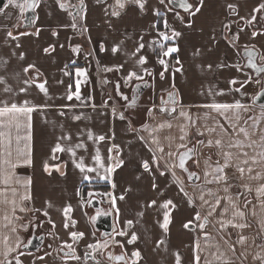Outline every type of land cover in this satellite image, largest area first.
Returning a JSON list of instances; mask_svg holds the SVG:
<instances>
[{"label": "crops", "instance_id": "0c3cea01", "mask_svg": "<svg viewBox=\"0 0 264 264\" xmlns=\"http://www.w3.org/2000/svg\"><path fill=\"white\" fill-rule=\"evenodd\" d=\"M73 1L75 4L71 0H37L36 18L28 29L23 27L27 0H13L11 4L6 0L0 10V78L4 81L0 83V107L13 103L21 106L27 101L28 106L35 108L30 120L25 114L0 117V131L9 132L12 138L11 156L5 157L4 138L0 137V161L5 158L10 161L9 165L0 163V264H113L82 260L83 249L88 250L87 245L96 241L88 207V197L95 188H87L85 198L83 185L96 182L108 183L110 198H116L115 205L112 204L115 224L126 235L116 233L112 245H123L129 264L135 259L132 253L136 251L141 254L138 264H177V253L179 264H195L197 240L201 245L200 264H205L206 258L211 264H223L213 255L218 254L216 247L206 246L199 228L185 227L189 221L196 223L193 218L197 212L203 216L209 210L199 200L201 188L220 197L232 196L245 211L243 222L250 225L244 229L228 227L218 234L216 221L231 219L233 211L229 207L228 213L221 216V209L226 205V200H221L220 207L209 217L212 224L204 232L211 234L214 244L225 253L224 258L231 264H261L255 257L264 256L261 247L264 210L260 208L256 188L264 184V179L250 180L247 175L241 179L235 167H229L225 169L227 192L223 181L207 183L212 179L205 176L209 171L204 163L207 156H212L213 163L217 159L223 163V160L217 156L215 147H204L198 141L217 138L215 133L210 136L204 130L205 123L211 127L215 126L214 122L227 126L215 110L202 105L239 101L249 106V111L242 114L244 119L260 115L261 106L254 103V97L262 88L263 78L246 68L242 53L253 48L259 53L258 62L264 64L261 59L264 57V9L254 11L264 0H202V3L190 0L193 9L187 13L172 8L169 0L164 4L159 0H144L143 10L135 0H122L123 8L117 0H82L83 7L81 0ZM20 5L25 7L22 9ZM113 11L119 15H113ZM253 16L255 21L248 23ZM173 31L180 35L168 41L159 35L165 32L171 36ZM254 32L260 34L253 37ZM169 47H176L178 51L163 56L162 52ZM141 57L146 58V63H138ZM161 59L166 61L167 70L159 63ZM133 72L139 78L128 80ZM233 80L237 83H230ZM240 82L244 83L243 87ZM41 83L47 95L37 87ZM140 83H147L149 87L137 103L131 104L132 101L124 98L132 96L134 87ZM236 88L241 91L237 92ZM171 91H176L178 104L167 105L165 108L169 111H161L160 99ZM77 92L80 99H76ZM69 95L72 99H68ZM172 108L175 112H171ZM181 112L195 123L181 116ZM248 122L251 124V120ZM166 123L172 127L152 131ZM186 125L187 139L181 141V129ZM260 127L264 128V121ZM198 129L205 134L198 135ZM101 136L103 140L99 139ZM154 137L163 147V153L152 143ZM240 138L243 139L242 134ZM193 141L199 151V156L193 159H199L200 163L197 166L192 159L188 166L198 175L195 183L178 166L165 167L174 162L178 165V156L185 150L178 145L187 143L190 147ZM58 143L65 150L55 152L53 159ZM168 152L176 155L168 157ZM249 153L252 154L251 150ZM97 154L104 167L96 162ZM115 158L118 159L116 166ZM145 162L150 171L144 169ZM80 163L85 166L83 172L76 166ZM12 164L16 166L13 168ZM87 168L95 171L88 172ZM107 168L113 171L108 172ZM256 171L264 168L258 167ZM5 174L8 183H5ZM244 184L250 185L252 192H247ZM181 186L192 196V203L180 191ZM24 196L30 199H22ZM121 196L123 200L119 199ZM245 198L251 200L247 208H244ZM205 199L215 203L214 197L206 195ZM13 200L16 202L14 216ZM169 200L172 205L163 208ZM69 205L72 211L65 215ZM253 210L255 216L251 214ZM166 213L170 220L167 232L161 226ZM129 220L133 222L131 226L127 223ZM37 222L44 229L52 230V250L25 249ZM236 222L241 221L237 218ZM73 233L78 237L83 234V239L73 242ZM133 234L138 239L129 243ZM221 235L235 247L234 255L228 251ZM240 235L247 237L243 245L237 243ZM63 244L75 248L80 259L57 257L56 251Z\"/></svg>", "mask_w": 264, "mask_h": 264}, {"label": "snow or ice", "instance_id": "6c2138e0", "mask_svg": "<svg viewBox=\"0 0 264 264\" xmlns=\"http://www.w3.org/2000/svg\"><path fill=\"white\" fill-rule=\"evenodd\" d=\"M9 4L13 3V0H8ZM136 3L139 4V7L141 8V10H143L144 8V0H135ZM159 2L161 4L165 3V0H159ZM175 2H177L179 4L180 7L184 8L185 10H190L191 9V4L187 3V0H175ZM202 3V0H201ZM117 4L123 8L124 7V3L122 2V0H117ZM36 6V0H27V8L34 10ZM20 7L23 9L25 6L24 5H20ZM61 7H65L64 4H61ZM81 7H83V3L81 0ZM229 8L232 9L233 11H235V9L233 8L232 5H229ZM261 9H264V4L260 5L258 8L254 9V11L256 12H260ZM197 11H199V9L197 8ZM157 15H160V13L157 11L156 13ZM113 15L118 16L119 13L116 11H113ZM256 17L253 16L251 20L247 21L248 23H253L255 21ZM227 27V26H226ZM260 33H253V37H255L256 35H258ZM9 36H12V33L9 32L8 33ZM160 37L162 38L163 41H168L170 39H173L175 37H178L180 35L179 32H172V35L169 36L168 34H166L165 32H159ZM13 39H16V37H12ZM238 38V37H237ZM141 49L143 48V44H141L139 46ZM161 48H164V45L161 44L160 45ZM119 49H114V51H118ZM178 49L176 47H169L167 48L165 51L162 52L163 56H170L172 53L177 52ZM256 53L254 51H248V64L251 68L255 69V71L257 73H264V67H258L257 64L254 62V57H255ZM261 59H264V57H261ZM179 62V61H177ZM138 63L140 64H144L146 63V58L141 57L138 61ZM159 63L161 65L164 66L165 70H167V63L165 60L161 59L159 61ZM34 67V66H29ZM211 67V66H209ZM29 69H25V71H28ZM180 69H177V71H179ZM83 74V73H81ZM161 76L163 77V73L161 74ZM133 77H136V73H130L128 76V80L133 79ZM139 78V77H136ZM249 82H251V78L249 80ZM257 83H259L260 81L257 80ZM0 83H4L3 79L0 78ZM25 83H28L27 81H25ZM230 83L232 84H236L237 81L233 80ZM241 83V87L244 86L243 82ZM37 87L45 93V95H47V90L44 87V84H38ZM6 91H11L10 88H6ZM237 92L241 91V88H236L235 89ZM21 91H25V89H21ZM171 95V94H170ZM260 96H264V92L260 93ZM259 98V97H257ZM68 99H72V96L69 95ZM76 99H80L79 93L77 92L76 94ZM202 107H206V108H210L215 110L220 116L223 117L224 121L226 122L227 126H225L224 123H219V122H214L215 126L211 127L209 126L207 123H205L203 125L204 130L211 136L212 134H216L217 138L216 139H211L209 138L207 141H198V144L203 145L204 147L207 148H212L215 147L217 149V156L221 157L223 160V163H221L220 159H217L214 163L212 162V156L208 155L207 158L205 159L204 163L207 169H209V171L205 172V176H212L211 180H208L207 183H220L221 181L224 182L225 184V192H227V185H228V177H227V173L225 172V169L229 168V167H235L236 171H238L240 173V178L243 179L245 177V175L248 176V178L250 180H262L264 179V171H256V169L259 168H264V128L260 127V122L264 121V105H261V110H260V115L259 116H250L247 119L243 118V113L248 112L249 111V106L245 105L239 101L235 102V103H211V104H207V105H202ZM35 110L34 107L28 106V102L25 101L23 105L18 106L16 104H12L11 106H7L5 105L4 107H0V117H4L8 114H25L28 115L29 120H30V114ZM161 111H169L167 108H162ZM171 112H175V108L171 109ZM228 113H231V116L228 115ZM181 116H184L190 123L194 124L195 122L192 121V118L190 116H188L186 113L181 112L180 113ZM243 119V124H241V120ZM249 120H251V124H249ZM5 127H7V125H5ZM164 127H168L171 128L172 124L171 123H166V124H160L158 126V128H154L152 129L153 132L158 131L159 129H163ZM186 127H183L181 129V131L183 132V135L180 136V140L181 141H185L187 139V131H186ZM17 131L19 129V125H16ZM205 131H200L198 129L197 134L200 136H203L205 134ZM241 134L243 135V139H241ZM0 137H3V151L5 154V157H10L11 156V146H12V138L9 132H4V131H0ZM253 137H257L256 139H253ZM65 137H62V139ZM70 139V137H68ZM20 137L17 136L16 140L17 142L19 141ZM100 140H103L104 137L101 136L99 137ZM152 143L157 144V150L161 153L164 152V149L162 146L159 145V141L157 138H153ZM178 148H183L185 149V151L183 153H180L178 156V165L174 162L170 165H165L166 168H175V167H179L180 169L184 170V171H188V169L185 167L186 165V161L193 159L194 157H198L199 156V151L196 145H193V147H188L187 143H181L180 145H178ZM233 149H235L236 151H233ZM65 149L63 147H61V145L58 143L56 145V147L53 150V159L56 158L55 156V152H63ZM249 150H251V155L249 153ZM74 154V153H73ZM168 157H172L174 155H176L173 152H168L166 154ZM29 164L31 163L30 159L27 161ZM96 162L100 164L101 167H104L101 158L99 156V154H97L96 156ZM0 163H3L4 165H9L10 161L9 159L5 158L2 161H0ZM193 163H195L197 166H199V159H193ZM15 164H12L11 167H15ZM78 168H80V170L83 172L85 171V166L80 163L76 165ZM157 167H159V162H157ZM143 167L146 171H150L149 165L147 162H145L143 164ZM45 170H48V165H45ZM58 170V169H57ZM88 172H92L95 171V169L93 168H87ZM106 171L108 172H112L113 169L112 168H107ZM255 172V175H253V173ZM164 172H161V175H163ZM173 176H175V172L172 173ZM196 174L194 172H190L188 171V176L191 179L192 177H194ZM85 179H88L87 176L84 177ZM8 175L5 174V183H8ZM30 183V181H29ZM177 183H179V181H177ZM155 187V185H154ZM243 187L245 188V190L247 192H252V187L248 184H244ZM181 192H184L185 196L189 197V202L192 203L193 202V198L192 196L184 191V188L181 186L180 188ZM201 194L199 195V200L201 201V205H208V212L206 215H201L200 212H197L193 218V220L196 223H193V221H189L188 223L185 224L186 228H199L201 230V232L203 233V238L204 241L206 242V246L207 245H212L215 246L217 249V253L218 254H213L215 259L217 261H223V264H231V261L228 259H225V253L220 252L219 249V245L218 244H214V238L211 236L210 233L208 232H204V229L206 226L212 224V221L209 219V217H212L215 214V211L217 208L220 207L221 204V200L224 199L226 200V205L224 208L221 209V216L226 215L229 211V207H231L232 211V218L228 219V220H224V219H218L216 221L217 224H219V228L217 229L218 234H222L224 232L225 229H227L228 227H232V228H236V229H244L247 227H250L249 224H247L246 222H243L245 220V211L241 210L238 206H237V202L233 199L232 196H227V197H220L217 196L215 193H213L211 190H205L203 188H201ZM256 193H257V198L260 199V208L262 210H264V184H260L257 188H256ZM210 196V197H214L215 198V203H211L210 200L205 199V196ZM22 199L27 200L30 199L29 196H24L22 197ZM119 199L123 200L124 197L121 196L119 197ZM111 203L113 204V206L116 203V198L112 197L111 199ZM251 203V200H248L247 198H245L244 201V208H247L248 204ZM13 204V208H12V212H13V216L15 214V210H16V202L15 200L12 201ZM155 204V201L152 202V205ZM169 205H172V201H167L165 202L162 207L165 209L169 208ZM151 206V205H150ZM174 206V205H173ZM255 207V206H254ZM20 211H24L23 208H20ZM72 211L71 206L69 205L66 209H65V215H68L70 212ZM117 213L119 212V209H116ZM104 213H98L97 215H103ZM251 214L253 216L256 215V212L253 210L251 212ZM140 215L142 216L143 213H140ZM237 218H239V220L241 222H236ZM5 220H8V217L5 216L4 217ZM10 222V221H9ZM128 225L131 226L132 225V221L129 220L127 221ZM170 220H169V214L166 213L165 217H164V222L161 225L162 228L165 230V232H167L168 230V226H169ZM7 226V225H5ZM212 227L215 228V225L213 224ZM261 228L264 229V222L261 223ZM12 231H15V228H12ZM73 238H76V234L73 233ZM81 236L83 234H80ZM118 235L120 236H124L126 235L125 232L121 231L118 233ZM138 239V237L133 234L131 237V240L129 241V243H134L136 240ZM221 239L224 240L225 244L228 245V251L231 252L233 255L235 254V247L229 243L225 237L223 235H221ZM247 240V237L240 235L238 237L237 243L240 244H244ZM6 242V241H5ZM119 243V242H116ZM160 243H163V241H160ZM19 246V244L17 245ZM121 247L123 245H120ZM67 247L69 249L72 248L71 245H67ZM91 247H93L94 249L99 250L100 248H107L108 244L107 242H105L103 245L100 244H94L91 245ZM262 248H264V245H261ZM195 249H196V255H195V264H200V252H201V245L199 240H197L196 245H195ZM9 252L12 251L11 248L8 249ZM75 259H80V257L75 256L73 254ZM132 256L135 258L132 260V264H138V260L141 258V254L139 251L133 252ZM177 256V264H179L180 258H179V253L176 254ZM241 256H244V253H241ZM246 258V257H245ZM117 260H124V256H118L116 257ZM255 259L261 260V264H264V256H260L257 255L255 257ZM10 264V262H9ZM19 264V262H18ZM205 264H211V261H208L207 258L205 260ZM242 264V262H241Z\"/></svg>", "mask_w": 264, "mask_h": 264}, {"label": "flooded vegetation", "instance_id": "af4514ba", "mask_svg": "<svg viewBox=\"0 0 264 264\" xmlns=\"http://www.w3.org/2000/svg\"><path fill=\"white\" fill-rule=\"evenodd\" d=\"M166 96H167V93H165L161 98L166 99ZM133 97H134V92H133L132 96L126 95L124 99L128 100L130 102L133 100ZM193 145H196L195 141H193V143L190 145V147H193ZM117 164H116V158H115L114 166H116ZM189 170H190V168H189ZM94 190H95L94 193L90 194L89 197H88V194L85 193V191L82 192L83 197H85V198L88 197V207H89V210L91 211V221L93 223V228H94V233H95V238H96V241L87 245V246H89L88 250L83 249L84 251L82 252V260H89L92 263L109 262V263H113V264H129V262H130L129 258H128L126 252L124 251L123 247H121L119 244H117V245L113 244L112 245L113 237L116 235V233L119 232V229L117 228V226L115 224V212L113 210V206L111 203V198L109 195V189L99 188V189H94ZM105 196L108 198V201L104 200ZM94 197L98 198L101 201V206H102L101 208H94V207L89 205L90 200ZM98 213H104V214H111L112 215L113 226L115 229L113 230V232L110 236L105 235L106 230L103 228V226L102 227L96 226ZM34 235H36L38 237H43L44 242H43V245L38 250L32 251V252H38L43 248H46L49 250L53 249L52 230H50L48 227L44 229L37 222L33 226L32 230L30 232L26 246L30 245L31 238ZM72 239H73V242L74 241L79 242V241H81V239H83V236H81V237L76 236L75 239L72 237ZM105 242H107V244H108L107 248L102 247L99 250H97V249H94L93 247H91V245H94V244L103 245ZM84 248H86V247L84 246ZM70 252L73 253L75 256H77V251L75 248L72 247L71 249H69L67 247V245L63 244V245H60L59 248L57 249L56 256L57 257H66V258L67 257H74L73 254L72 255L68 254ZM118 256H124V260H117L116 257H118Z\"/></svg>", "mask_w": 264, "mask_h": 264}, {"label": "water", "instance_id": "95a60500", "mask_svg": "<svg viewBox=\"0 0 264 264\" xmlns=\"http://www.w3.org/2000/svg\"><path fill=\"white\" fill-rule=\"evenodd\" d=\"M36 2H37V0H36ZM187 3L191 4V6H192L190 10H185L184 8L180 7L179 4L177 2H175V0H169V5L172 8L179 10V11H182V12H185V13L190 12L193 9V4L190 2V0H187ZM5 4H6V0H0V10L3 9ZM77 12H78V9L75 8L74 14L76 15ZM35 18H36V15H35L34 10L27 8L26 13H25L23 27L25 29L31 28L33 26V22H34ZM248 51H254L256 53V55L254 57V62L257 64L258 67H264V64H260L258 62L259 53L257 50H255L253 48H249V49H245L243 51L242 56L245 59L246 68L251 69L254 72V74L256 75V77L262 76V78H263L262 79V88L257 93V95L254 97V103L261 106V105H264V96H260V93L264 92V73H257L255 71V69H253L249 66V64H248V60H249ZM148 87H149V85L147 83H140V84L136 85L133 89L134 97H133L131 104L137 103L139 101V99L141 98V96L143 95V93L148 89ZM257 97H259V98H257ZM178 101H179V99H178L176 91H171V92H167L166 99L161 98V105L163 106L162 108H165V106H167V105L175 106L178 104ZM190 160L186 161V165H185V167L188 169V171H190L189 167H188V163L190 162ZM188 171H184V172L188 175ZM190 180L194 183L197 182L198 175L196 174ZM89 205L94 207V208H101L102 207L101 201L96 197H94L90 200ZM96 226L97 227L103 226V228L106 230L105 235L110 236L112 234L113 230L115 229L113 226L112 215L111 214L98 215V218L96 221ZM189 229H191V228H189ZM43 242H44L43 237H38V236L34 235L31 238L30 245L25 246V249L28 251H36L43 245ZM68 254L72 255L73 253L70 252Z\"/></svg>", "mask_w": 264, "mask_h": 264}, {"label": "trees", "instance_id": "16d2710c", "mask_svg": "<svg viewBox=\"0 0 264 264\" xmlns=\"http://www.w3.org/2000/svg\"><path fill=\"white\" fill-rule=\"evenodd\" d=\"M159 27H161V24L159 25ZM118 163V159H116V164ZM89 187H92V188H95V189H108L109 188V184L108 183H102V182H96V183H91L90 185H87V184H84L83 185V192L89 188Z\"/></svg>", "mask_w": 264, "mask_h": 264}, {"label": "rangeland", "instance_id": "374dc122", "mask_svg": "<svg viewBox=\"0 0 264 264\" xmlns=\"http://www.w3.org/2000/svg\"><path fill=\"white\" fill-rule=\"evenodd\" d=\"M118 95H119V94L117 93V97H119ZM117 101H118V102H121L120 98H117ZM121 103H122V102H121ZM195 137H196V136H195ZM104 200L108 201V198L105 196V197H104Z\"/></svg>", "mask_w": 264, "mask_h": 264}, {"label": "built area", "instance_id": "2783aa9c", "mask_svg": "<svg viewBox=\"0 0 264 264\" xmlns=\"http://www.w3.org/2000/svg\"><path fill=\"white\" fill-rule=\"evenodd\" d=\"M72 4H75L73 0H71ZM73 13H74V10H73Z\"/></svg>", "mask_w": 264, "mask_h": 264}]
</instances>
